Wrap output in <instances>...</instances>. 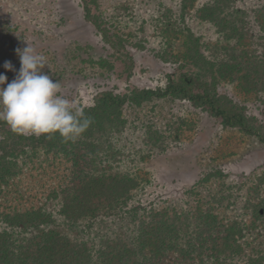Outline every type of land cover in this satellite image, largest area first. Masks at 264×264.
I'll return each mask as SVG.
<instances>
[{
  "label": "rangeland",
  "instance_id": "374dc122",
  "mask_svg": "<svg viewBox=\"0 0 264 264\" xmlns=\"http://www.w3.org/2000/svg\"><path fill=\"white\" fill-rule=\"evenodd\" d=\"M211 1L85 0L90 19L100 26L105 43L84 18L81 0H0V74L8 77L7 83L15 78L21 66L16 49L29 44L46 58L42 71L57 80L61 94L82 110L92 106L101 92L125 96L162 88L174 67L171 55L181 51L186 32L200 39L199 49L208 58H222L224 44H214L221 41V33L196 11ZM224 4L223 15L244 26L252 40L248 45L225 44L236 48L227 51L228 56L232 51L239 56L246 49L251 55L248 67L258 66L262 75L255 79L256 91L250 95L239 92L235 82L221 81L217 91L264 136V30L254 20L255 10L264 0H224ZM101 58L105 61L100 62ZM5 61H11L16 71L5 69ZM123 114L122 124L115 120L102 130L94 128L92 135L83 139L99 143L93 154L96 173L138 182L128 206H142L144 213L147 206L167 208V220L178 233L169 241L175 251L167 250L166 261L248 264L253 259V264H264V139L223 127L215 116L179 97L155 98L140 107L126 104ZM14 133L0 123V154L11 153L15 144L23 150L29 146V141L14 143ZM37 150L34 158H47L43 149ZM26 157H19V167L26 168ZM56 207L48 205L60 227L91 244H100L106 236H120L126 225L119 220L102 227L100 215L71 227L55 213ZM205 211L229 220L232 252L220 256L212 249L209 238L217 230L207 224L213 219L205 217ZM176 213L182 216L174 219ZM125 214L117 211L116 217ZM126 226L122 240L132 239L137 250L135 227L132 232V226ZM7 229L0 217V231ZM207 235L209 238H204ZM138 251V259L146 263L150 256Z\"/></svg>",
  "mask_w": 264,
  "mask_h": 264
},
{
  "label": "trees",
  "instance_id": "16d2710c",
  "mask_svg": "<svg viewBox=\"0 0 264 264\" xmlns=\"http://www.w3.org/2000/svg\"><path fill=\"white\" fill-rule=\"evenodd\" d=\"M83 1L84 18L104 39L100 26L90 19L89 9ZM225 8L224 0H213L196 9L199 17L214 23L222 35L221 41L214 43L224 44L221 48L224 54L220 60L208 58L199 49L200 39L192 32H186L183 34L181 51L171 55L174 67L167 74L163 87L125 96L111 91L101 92L96 102L83 110L92 122L81 135L82 138L75 142H64L58 133L38 137L17 132L13 134L16 139L14 143L29 141V146L23 150L17 149L15 144L11 153L4 151L0 154V217L9 227L0 231V264H169L165 254L170 248L175 251V246H171L169 241L177 238L178 230L168 222L167 208L147 206V213H144L142 206H128L127 200L139 186L138 182L134 178L96 173L98 168L93 154L99 150V143H89L83 137H90L92 129L102 130L103 125H111L115 120L122 124L126 104L140 107L145 101L171 96L199 106L219 119L223 127L236 128L264 139L253 130L245 114L217 91L221 81L235 82L239 92L250 95L256 91L255 79L262 75L258 66L248 67L251 55L246 49L239 56H235L234 51L228 56L227 51L236 48L225 44L248 45L252 40L244 26L223 15ZM254 20L264 30V4L255 10ZM99 61H105V58ZM0 123L6 124L4 121ZM30 141L37 143L31 144ZM38 148L43 149L47 158L40 161L34 158ZM25 155L26 168H21L17 160ZM20 161L24 163L23 158ZM49 204L58 206L55 213L71 227L100 215L103 216L99 220L102 227L122 220L132 226V232L135 227L137 250L132 239L129 238L128 242L122 240L126 225L120 231V236H106L100 244H91L90 240L78 233L68 234L58 224L51 208H48ZM117 211L128 216L116 217ZM204 215L213 219L207 224L217 230L213 238L208 235L204 237L213 243L212 249L216 248L220 256L232 252L233 231L229 220L216 213L205 211ZM181 216V213H176L174 219ZM139 249L150 256L146 263L137 257ZM252 260L248 264H253Z\"/></svg>",
  "mask_w": 264,
  "mask_h": 264
},
{
  "label": "clouds",
  "instance_id": "9594fccd",
  "mask_svg": "<svg viewBox=\"0 0 264 264\" xmlns=\"http://www.w3.org/2000/svg\"><path fill=\"white\" fill-rule=\"evenodd\" d=\"M21 66L15 78L0 74V121L22 134H56L75 142L90 126L91 118L61 94V84L42 69L46 58L29 44L16 49ZM3 67L16 71L11 61ZM6 85V86H5Z\"/></svg>",
  "mask_w": 264,
  "mask_h": 264
}]
</instances>
